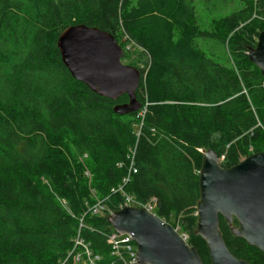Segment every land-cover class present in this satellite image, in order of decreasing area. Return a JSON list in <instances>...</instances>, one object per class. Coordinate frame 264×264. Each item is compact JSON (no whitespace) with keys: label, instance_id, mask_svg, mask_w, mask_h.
I'll use <instances>...</instances> for the list:
<instances>
[{"label":"trees","instance_id":"16d2710c","mask_svg":"<svg viewBox=\"0 0 264 264\" xmlns=\"http://www.w3.org/2000/svg\"><path fill=\"white\" fill-rule=\"evenodd\" d=\"M239 1L203 28L194 0H0V264H77L66 258L78 235L98 264H122L106 242L107 216L123 200L112 189L131 150L136 173L124 192L155 198L156 216L211 264L195 234L202 152L224 168L264 153V75L247 55L264 31V0ZM75 25L110 33L123 57L132 47L147 54L135 92L143 116L116 114L126 95L112 101L71 77L57 39ZM98 201L102 214H92ZM219 229L236 258L264 264L221 217Z\"/></svg>","mask_w":264,"mask_h":264},{"label":"water","instance_id":"95a60500","mask_svg":"<svg viewBox=\"0 0 264 264\" xmlns=\"http://www.w3.org/2000/svg\"><path fill=\"white\" fill-rule=\"evenodd\" d=\"M57 48L71 77L91 92L112 101L128 97L127 103L114 106L116 114L141 109L135 93L140 71L121 62L123 49L110 33L70 26L60 33ZM247 55L264 75V31L254 47H247ZM198 188L195 234L205 241L210 263L250 264L228 249L219 229L220 217L235 237L264 255V153L251 154L224 168L214 151H203ZM107 222L116 233L132 236L138 264H203L196 249L176 229L143 208L123 207L108 214Z\"/></svg>","mask_w":264,"mask_h":264},{"label":"built area","instance_id":"2783aa9c","mask_svg":"<svg viewBox=\"0 0 264 264\" xmlns=\"http://www.w3.org/2000/svg\"><path fill=\"white\" fill-rule=\"evenodd\" d=\"M128 39L129 43L125 46V50H130L132 44H134L127 36L124 37V40ZM140 114L143 116L145 113V106L139 110ZM134 150H131L130 156V166L128 170V175L122 180V183L116 188L112 189V192H120L123 195V200L119 205L118 209L123 207H135L143 208L146 211L155 214L156 199L151 198L146 202L139 201L136 197L126 194L124 192V187L130 179L131 174L136 173V169L133 164ZM88 174V173H86ZM101 201H98L90 210L92 214H102L103 206L100 204ZM177 230V229H176ZM185 239L186 235H182ZM106 242L110 246L111 255L115 257L122 264H138L136 259V244L131 235L128 234H118L113 232L106 236ZM75 248L80 250L75 251ZM71 257L74 263L77 264H98L100 258L96 255H93L88 244H86L79 235L74 241L73 249L68 253L66 260Z\"/></svg>","mask_w":264,"mask_h":264},{"label":"rangeland","instance_id":"374dc122","mask_svg":"<svg viewBox=\"0 0 264 264\" xmlns=\"http://www.w3.org/2000/svg\"><path fill=\"white\" fill-rule=\"evenodd\" d=\"M197 15V21L201 27H208L213 19H217L231 12L240 9L243 3L239 0H194ZM120 42L124 41V35L120 36ZM127 45V44H126ZM125 45V46H126ZM207 52L221 55L223 47L217 43L208 42L205 45ZM132 51L127 53L124 57L122 55L121 62L127 65H132L138 70H145L148 65L147 54L140 48L132 47ZM222 158L220 159L221 162ZM182 216L172 218L171 222L176 226H181ZM178 230V227H176ZM184 235V234H181Z\"/></svg>","mask_w":264,"mask_h":264}]
</instances>
